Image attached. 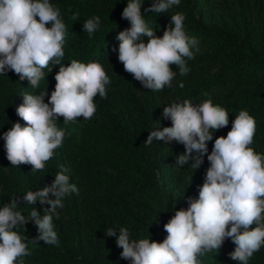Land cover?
I'll use <instances>...</instances> for the list:
<instances>
[{"label": "trees", "instance_id": "16d2710c", "mask_svg": "<svg viewBox=\"0 0 264 264\" xmlns=\"http://www.w3.org/2000/svg\"><path fill=\"white\" fill-rule=\"evenodd\" d=\"M49 2L60 9L67 28L61 63L67 66L73 59L85 64L98 62L109 76L110 84L106 86V99L94 98L95 115L89 120L78 117L83 127L81 144L68 141L70 164L65 175L79 193L65 196L64 207L56 210L59 218L53 216L59 246L43 241L29 244L31 255L23 257V264H131L120 257L122 249L116 246L115 237H106L108 229H115L118 235L120 227H127L132 239L162 242L167 233L163 228L166 222L156 220L162 207L157 192L158 170L164 166L170 168L178 187L177 209H186L188 198L198 197L209 167L207 154L196 170L191 167V161L177 166L175 159L184 152V146L175 141L168 145L154 139L153 144L145 145L150 131L171 126L170 119L161 117L164 106L185 99L198 104L211 98L214 105L227 110L228 125L213 132L212 140L207 142L208 153L214 140L226 137L232 121L241 110H246L256 121L249 147L264 155V0H218L223 5L216 11L220 16L236 7L238 19L233 23L206 20L202 14H196L201 13L200 0H180L178 6L166 13L146 12L155 0H142L143 18L156 36L162 37L168 24L173 26L169 23L172 15L182 13L186 34L199 41L195 58L186 60L190 71L181 76L178 67L170 65L176 76L170 87L159 92L144 88L118 60L117 35L130 28L121 15L127 0ZM74 14H78L76 21L72 19ZM97 16L101 23L90 37L84 32L83 23ZM142 40L147 43L146 37ZM58 70L59 66H53L49 73L45 69V80L38 88L29 85L26 79L20 81L12 71L0 74V207L10 203L14 196L20 197L16 210L25 216L33 207L43 215L49 205L39 201L35 205L23 203L24 193L51 185L63 167L57 149L43 170L33 172L31 165L26 164L11 166L6 158L3 133L14 123L25 125L15 111L23 103L22 95L39 94L46 89L44 102L48 103ZM181 82L183 88L179 87ZM62 118L58 117L56 123ZM49 198H53L51 194ZM88 218L95 224L83 233L82 220ZM14 231L29 240L38 236L31 221ZM234 249L235 244L226 238L218 251L208 252L199 260L201 264H239L229 256ZM248 264H264V246L253 254Z\"/></svg>", "mask_w": 264, "mask_h": 264}, {"label": "clouds", "instance_id": "9594fccd", "mask_svg": "<svg viewBox=\"0 0 264 264\" xmlns=\"http://www.w3.org/2000/svg\"><path fill=\"white\" fill-rule=\"evenodd\" d=\"M142 3L127 0L122 11L130 28L117 35L118 60L144 88L159 92L170 87L176 76L170 65L178 67L181 76L190 71L186 60L195 58L199 41L186 34L182 13L172 15L169 23L173 26L168 24L162 37L156 36L143 18ZM179 4L180 0H155L146 12L166 13ZM72 19L78 20V14ZM100 23L98 16L88 19L83 30L91 37ZM66 34L60 9L49 0H0V74L12 71L20 81L26 79L38 88L45 80L44 70L49 73L53 66H59L48 103L44 102L46 89L39 94L22 95L23 103L15 111L25 125L14 123L3 133L11 166L26 164L31 165L33 172L43 170L69 134L57 127V118L63 117L65 125L78 117L89 120L96 113L94 98H107L110 78L100 63L85 64L75 59L67 66L61 63ZM142 37L147 38V43ZM179 87H184L183 82ZM161 117L170 119L171 126L150 131L144 143L151 145L156 139L168 145L172 141L182 144L184 152L176 157L175 164L182 167L191 161L195 170L207 154L209 167L198 197H189L186 209L175 210L163 225L167 236L162 242L132 239L127 227H120L118 235L109 228L106 237H115L116 246L122 249L120 257L131 264H201L199 257L218 251L230 238L235 244L230 258L248 264L264 246V155L249 147L256 132L255 119L241 110L227 136L217 137L208 153L207 142L212 140L213 132L228 125L225 108L214 105L211 98L198 104L185 99L164 106ZM67 171L62 168L56 173L51 185L24 193L23 203L35 205L39 201L49 205L43 215L35 207L29 215H22L16 210L21 198L15 196L0 207V264H23V257L31 255L29 244L38 241L59 246L53 216L59 218L56 210L64 207L65 196L79 193L78 187L69 183ZM29 221L38 232L31 240L14 231Z\"/></svg>", "mask_w": 264, "mask_h": 264}, {"label": "rangeland", "instance_id": "374dc122", "mask_svg": "<svg viewBox=\"0 0 264 264\" xmlns=\"http://www.w3.org/2000/svg\"><path fill=\"white\" fill-rule=\"evenodd\" d=\"M223 5L216 3V0H200L199 9L203 18L206 20H224L228 23H233L237 21V10L235 6H232L230 9L226 10L223 16L218 15L216 11ZM57 127L61 129H65L68 135L65 136L63 144L61 147L57 148V152L59 153V159L63 168H66L70 164L69 158V149H68V141L73 140L74 144L77 146L81 144L83 139V127L81 119L77 118V121L71 122L68 125L63 124V118L60 119L57 123ZM6 169V167H4ZM177 185L175 184L170 168L167 166L162 167L158 170V183H157V192L160 195L162 207H161V215H159L156 220L161 222H168V220L174 215L175 210H177V196L176 190ZM82 230L83 233H87V231L94 226V221L88 219L82 220ZM76 235L72 238V246L75 245Z\"/></svg>", "mask_w": 264, "mask_h": 264}]
</instances>
